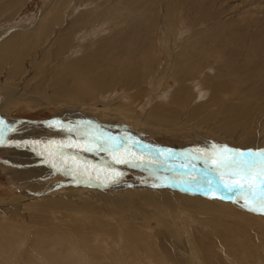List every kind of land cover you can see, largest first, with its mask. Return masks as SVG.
<instances>
[{
  "label": "rangeland",
  "instance_id": "rangeland-1",
  "mask_svg": "<svg viewBox=\"0 0 264 264\" xmlns=\"http://www.w3.org/2000/svg\"><path fill=\"white\" fill-rule=\"evenodd\" d=\"M56 1L60 2L56 3ZM109 1L111 3L112 1L114 2L112 3L114 7L112 5H106L107 3L103 0L98 3L102 7L101 9L97 7L98 9L92 10L97 12L96 16L103 18L109 14L108 12L110 10V14H112V10L115 9L114 14L117 15L118 13L119 17L123 18V23L120 26L122 30L119 27L121 33L116 29L117 25L110 21L104 22L103 24L100 23L99 25L96 24L95 28L87 27L85 29L87 33H84L83 37L85 38L81 45L84 47L83 49L87 48H85L86 45L92 49H89V51L86 50V53L81 52L80 54L79 51H76L71 54L74 57H71L68 53L58 57H71L70 60H75L77 65L74 71H79L80 75L74 77L73 74H70V78L74 77V81L69 80V84L62 90L59 87L53 89L47 88L46 94L53 96L56 102H67L68 104L77 102L86 106L94 105L95 109L101 113L110 112L109 116L104 117L106 122L117 121L116 123L118 124L122 123L127 125L129 119L137 120L146 114L149 116V114H153L152 111H169L171 115H175V113L177 115V110H179L178 117L180 122H166L161 120L154 122L150 117L148 123L144 124L143 129L140 130L131 129L125 125H122L120 129H116L115 133L111 130L112 128L110 126L104 129L94 128L100 129L101 131H99L100 134H98L99 138L97 140H101L102 142L104 139V142L107 141L103 136L110 138V141L111 138L115 139L114 143L107 141V143L100 144L105 149H109L111 145L110 150L104 151L99 150L97 144L95 145L96 141L94 142L92 138L89 141L76 140L74 142H65L61 138L53 137L34 139L31 135L25 137L22 141L16 140L14 136L10 138L5 137L7 143L0 145V147L7 146L6 149H8H0V253L2 252L0 254V264H33L35 259L38 261L35 260L34 264H70L68 255H74L76 257L78 260L76 262L78 263L75 262L74 264H264V212L253 211L251 207H246L244 200L241 198L242 194L228 193L223 197L216 194L211 197L208 192L210 187L202 188L206 193L204 191H196L193 187V189L190 188L191 186L187 187L190 183L194 186L198 185L195 178L197 171L201 174L197 177L200 180L204 181V177L221 179L216 174L213 165L206 162L203 158L204 154L213 151L214 147H226L240 152H257L258 148H256V144L258 143L259 145L262 144L261 146L263 147L260 151H264V0H169L168 6H170L166 8L167 10L164 8L165 6H161V3L164 2L166 4L167 0ZM78 2L79 0H77V3L76 0H0V45L10 35H18L14 41L13 49H19L18 51L21 54L16 58L19 59L21 56L29 57L32 50L29 47V55H26L24 52L27 51V40L25 36L19 34L24 32L22 29H29L30 32H33L31 31L33 29H38V20L44 14L49 18L53 16L57 17V15L58 18H64V12L66 15V11L68 10L75 11L81 9L79 12L83 15L92 12L87 0H82L79 4ZM131 2L134 7L131 5ZM54 3L57 6L55 5L54 7ZM196 3L198 6L196 5L195 7ZM177 5L179 6L177 7ZM168 10H171V12ZM56 11H58L57 15L55 14ZM201 17L204 19H201ZM196 20H200L202 23H198ZM210 20L211 22L209 23ZM208 23L209 25H207ZM174 25L175 27H173ZM174 28L175 30H173ZM209 30L213 35L209 34L211 33ZM29 31L27 30L26 32ZM213 32L216 33L214 34ZM116 36L119 37L116 39ZM172 37L174 38L173 41ZM203 37L205 43L201 39ZM55 38L53 39L54 41ZM92 38H95V41L93 39L87 43V40ZM101 38H108V43L114 42L111 47H114L116 44L118 46L117 50H121V53L114 50V52L111 50L108 53H106L107 51H103L99 56L101 57L103 55V58L106 57L108 59L105 60L106 62L104 60L101 62L97 58L94 60L95 62L92 61L91 55H95L93 53L95 50L94 47L96 46L95 48L97 49V44H99L98 42H100ZM211 39L215 41L213 42ZM181 40L184 41L183 44ZM96 41L98 42L96 43ZM55 42H53V45L51 44V47L54 46ZM58 42L60 43L59 39ZM108 43L107 45H110ZM198 43L199 45L197 46ZM216 44L219 49L217 46L213 47ZM240 45H244L241 47L242 51L238 48ZM49 46L47 45L46 49H49ZM0 47V53L5 54L6 49L2 45ZM172 47L176 48L174 49ZM220 47L224 49L222 50ZM109 48L106 50H110ZM243 48L244 51L251 53L248 56V60L247 55L242 53ZM177 49L179 51L174 52ZM201 49L205 50L203 51ZM255 49L257 53L254 51ZM41 50L44 51V48L41 47ZM238 51H241V53L238 54ZM179 52H181V56L179 57L181 59L176 62L175 57H177L176 55ZM116 53L121 55V57L118 54V57L114 55ZM140 53L144 55H140ZM194 54L195 56L193 57ZM197 54H200L201 57L197 58ZM56 55L54 54L55 57ZM214 55H218V57L216 56L214 58ZM229 55H232L235 60L240 55V58L238 57L240 60H236L238 62L235 67L232 65ZM148 57L149 59L147 60ZM137 58L139 59L138 62ZM201 58L206 61H201ZM212 58L213 60L215 59L216 63ZM191 59L192 63H190ZM12 60L13 63L10 66L15 65L18 61H14V58ZM156 60L161 61L156 62ZM83 61H87L88 65L85 64L86 66H83ZM88 61L97 64V66H91ZM113 61V65L115 63H117L116 65L119 64L123 72H125L123 68L126 66L125 70H127L128 65L131 64V66L135 67V72L137 71L138 73H134L133 79L127 80L126 84L122 80L116 81L114 80L115 73H111L112 70H110L112 66L110 62L112 63ZM140 61H142V66H140ZM59 62L66 64L62 60H59ZM186 63H194L193 66H188L190 71L185 66L188 65ZM246 63L249 64L248 67H246ZM150 64H154V66ZM105 65L108 66L106 67ZM163 65L167 69L165 67L163 68ZM194 65L198 67L196 66L195 68ZM101 66H105L107 70L105 73L106 76L104 75V77L108 81L101 80V77V81L98 80L100 84H96L95 86H103L100 88V91L105 90L103 93L111 92L115 86H117L118 91L109 96L107 94L102 95L99 91L100 95L98 96L97 94L99 98L96 96V100L94 98L90 99L88 95L90 91L87 89V83H85L88 80L87 69H89V72L90 70L91 72L95 71L96 74L94 72H90V74L96 75L95 77L97 79L100 76L97 77V73ZM182 66L184 69L181 68ZM209 66L214 69L213 71L216 74H214L215 72ZM26 67L27 69L29 68L28 65ZM239 67L241 68V72ZM161 68L165 71L163 69L160 71ZM179 68H181L182 72L181 70H179L180 72L178 71ZM138 69L142 73H139L140 71ZM6 70L7 65L3 62L2 70H0V85H3L7 81ZM173 71L174 73H172ZM205 71H207V74L204 73ZM179 73H182L181 76ZM183 73L186 74L184 75ZM191 73L196 76H193ZM189 74L191 75L189 76ZM94 75L91 76L93 77ZM148 75L154 78L151 77L150 79ZM182 75L186 78H183L184 76ZM202 75L203 77H200ZM139 77L142 78L140 79ZM228 79L229 81H227ZM193 80L198 81L205 89L200 87V90H203L202 92L195 91ZM121 81L124 84L120 83ZM112 82L117 85L109 86V84H113ZM182 84L189 88L182 87L181 90ZM186 84L189 86H186ZM74 86L78 87L80 95H72L69 93V90ZM216 86H219V88L216 89ZM104 87L108 89H103ZM121 87H125L126 89L123 88L124 90H122ZM140 88L142 89L140 90ZM151 89L152 93L154 92L153 94L150 91ZM23 94L24 90H21L19 85L14 84L12 87L8 86L3 92L0 91V105L4 107H2L4 113L2 112L0 114L6 116L14 123L24 121L31 123L34 121H37L34 123L49 122L59 118L56 106L51 108L40 107L37 111L32 110V107L28 106L26 102L31 97H25ZM140 94H143L142 97ZM168 94L171 97L176 95L178 101L175 103L173 101L174 104L172 102L171 104H165L162 97L166 95L170 99L171 97ZM145 95L146 97L147 95L149 96L146 98ZM150 95L153 97H150ZM229 97L232 98L229 99ZM212 98L216 99L217 102L212 103ZM38 99L47 102V100L41 97ZM226 99L229 100L227 101ZM145 102H149L150 104L147 105L148 103L146 104ZM33 104H37V102ZM224 105H230L231 108L241 113L240 118L233 122L234 128L238 130L235 133L232 132L233 135L230 133L225 136L220 130ZM176 107L178 108L176 109ZM184 110L186 112H183ZM246 111L247 115H251L250 117L246 116ZM128 116H131V118H127ZM187 118L193 120L189 125L188 123L184 124L185 122H182L183 119ZM19 126L21 128L25 127L18 125V127L12 126L11 129L18 130L20 129ZM166 129L169 131H166ZM239 131H243V134L241 132L239 133ZM6 133L4 130V134ZM66 133L72 136L67 131ZM83 133L82 135L88 134ZM242 138L244 139L243 141ZM225 140L241 141L243 143L236 148L226 143ZM18 145L24 146L23 148L25 150H21ZM88 148L96 150L88 151L86 150ZM157 156L161 158L158 159ZM117 159L127 160L129 162L118 163ZM159 161L167 165L165 163L166 161L171 165L157 166L156 164H160ZM54 164L56 165L55 167L53 166ZM185 165L190 166L192 172H194L188 181H181L183 178H173L172 175L166 172L167 170H171V166H173L174 169L172 170L174 174L176 173L178 177H184L185 174H177L175 171L177 169L174 166L180 168V166ZM147 169L149 170L147 171ZM182 171L181 169L180 172L182 173ZM196 187L198 188V186ZM58 191H63V194ZM57 192L59 193L58 195ZM44 195H48V197ZM79 195L88 198L89 206L87 204L86 210L78 208V205L81 206L82 204L80 198H78ZM60 199L64 201L63 205L66 207L61 205L58 207L55 204V201ZM185 199L191 201L185 202ZM73 200L74 202L75 200L77 201L74 203ZM50 201L52 202L50 203ZM92 201L95 204L92 205ZM234 211L243 215L245 218L241 219L242 217L231 215ZM104 213L106 214L104 215ZM227 223V226L230 228L226 226ZM20 226L23 230H20L22 229ZM57 226L58 228H56ZM2 229H4V232L1 231ZM12 231L18 234L13 235ZM57 237L61 238L59 245L55 241ZM17 240L18 242H16ZM69 240L76 243L70 244ZM20 241L24 243H20L22 246L19 244ZM127 246L135 247L137 252L125 250L124 247ZM32 250L35 251L33 252ZM28 251H30V254ZM38 253L41 257H39ZM9 254L12 256L10 257Z\"/></svg>",
  "mask_w": 264,
  "mask_h": 264
},
{
  "label": "bare ground",
  "instance_id": "bare-ground-1",
  "mask_svg": "<svg viewBox=\"0 0 264 264\" xmlns=\"http://www.w3.org/2000/svg\"><path fill=\"white\" fill-rule=\"evenodd\" d=\"M54 1V0H53ZM65 1V0H64ZM68 1V0H67ZM80 1H82V0H79V2ZM85 1V0H84ZM101 1H103V0H87V2H88V5H89V8L92 10V9H95L96 10V8L98 7L99 9H101L102 7H100L99 5H98V3L99 2H101ZM162 1H164V0H162ZM166 1V0H165ZM180 1V0H179ZM178 1V2H179ZM192 1V0H191ZM51 2V1H50ZM57 2H60V1H56V3ZM75 2V1H74ZM79 2H78V4H79ZM105 2L107 3L106 5H112V3H114L113 1H112V3L109 1V0H105ZM132 2H133V0H132ZM131 2V5L133 4ZM183 2V1H182ZM246 2V1H245ZM63 3V2H62ZM62 3L60 4V8H61V5H62ZM71 3V2H70ZM76 3H77V0H76ZM85 3V2H84ZM103 3V2H102ZM49 4V3H48ZM68 4V3H67ZM74 4V3H73ZM158 4H159V2H158ZM168 4H169V0H167V3L166 4H164V2L163 3H161V6L163 5V6H165L164 8L166 9V8H168L169 6H168ZM50 5H52V4H50ZM55 3L53 4V6L55 7ZM87 5V6H88ZM102 5V4H101ZM196 5H197V3L195 4V7H196ZM52 6V7H53ZM57 6V5H56ZM84 6H86V5H84ZM103 6V5H102ZM113 6V5H112ZM133 6V5H132ZM179 5H177V7H178ZM198 6V5H197ZM51 7V6H50ZM70 7V6H69ZM114 7V6H113ZM130 7V6H129ZM134 7V6H133ZM173 7V6H172ZM195 7H193V8H195ZM208 7V6H207ZM66 8V7H65ZM97 8V9H98ZM162 8V7H161ZM173 8H175V7H173ZM200 8H201V4H200ZM56 9V8H55ZM68 9V8H67ZM66 9V10H67ZM107 9V8H106ZM123 9V8H122ZM169 9H171V8H169ZM189 9V8H188ZM190 9H191V7H190ZM60 10V9H59ZM81 10V9H80ZM80 10H75V11H66V15H65V12H64V18H58V15H57V13H58V11H56V15H57V17H55V16H53V17H51V18H49V17H47V16H45V14L44 15H42L41 17V19H40V22H39V26H38V29H33V30H31V31H33V32H30L29 31V29H27L29 32H26L27 30H24V29H22L24 32L23 33H19L20 35H22V36H25V38H26V40H27V46H26V48H27V51H24L25 52V54L26 55H29V53L30 52H28V49H29V47H30V49L32 50L31 51V53H30V55H29V57H24V56H21V57H19V59H17L16 57L19 55V54H21L18 50H17V48L16 49H13V44H14V41L17 39V36L18 35H10V37L8 38V39H5V41L3 40V43H1V45H2V47L3 48H5L6 49V53L5 54H2V53H0V70H2V64H3V62H5L6 63V65H7V81L3 84V85H0V91H4L8 86H10V87H12V85L14 84V85H19L20 87H21V90H24V96L25 97H31V98H29V99H27V103H28V106H30V107H32V110H39V108L40 107H49V108H51V107H53V106H56V110H57V115L59 116V118H57V120L55 119L54 121L53 120H51V121H49V122H38V123H34V122H37V121H34L33 123H31V122H28V121H24V122H17V123H14L13 121H11V120H9L6 116H4V115H1L0 114V121H4V124H5V128H4V130L7 132L6 134H4V136L5 137H7V138H10L11 136H14V137H16L15 139L16 140H18V141H22V140H24L25 139V137H28L29 135H31V136H33L34 137V139H41V138H44V137H53V138H61L62 140H64L65 142H74V141H89L90 140V138H92L93 139V141L95 142L96 141V143H95V145L97 144V145H100V144H103V143H105L104 142V139H103V141L101 142V140H97L98 138H99V136H98V134H100L99 133V131H100V129H94V128H105V127H108V126H110V128H112L111 130H113V132L115 133L116 131V129H120L121 127H122V125H125V126H129L131 129L132 128H134V129H138V130H140V129H143V125L144 124H146V123H148V119L151 117L152 118V121H154V122H156V121H159V120H161V121H172V122H180V119H179V117H178V111L179 110H177V115H176V113H175V115H171L170 113H169V111H164V112H158V111H152L153 112V114H149V116H148V114H146V115H144V116H142V117H139L137 120H132V119H129V123L126 125V124H118V123H116L115 121L114 122H112V121H108V122H106L105 121V119H104V117L105 116H109V114H110V112H105V113H101V112H99V110H96L95 109V107H94V105H91V106H86V105H83V104H80V103H77V102H73L72 104H68L67 102H56L55 100H54V98H53V96H51V95H47L46 94V89L47 88H49V89H53V88H56V87H59L61 90L62 89H64L69 83H68V81L69 80H73L74 81V77H78L79 75H80V72L79 71H74V68L76 67V65H77V62L75 63V60H70L71 59V57H74V56H72L71 54H73V53H75L76 51L78 52L79 51V54L81 53V52H85L86 50H88L89 51V47L86 45V42H85V48L86 49H83L84 47L81 45V44H83V40H84V38L85 37H83V35H84V33H87L86 32V28L88 27V28H95V26H96V24H103L104 22H108V21H110V22H114L117 26H116V29L119 31V27L121 26V24L123 23V18L122 17H119V15H118V13H117V15L116 14H114L115 13V9L114 10H112L113 11V13L112 14H110L111 13V10L108 12L109 14L107 15V16H105V17H98V16H96V11H93L92 10V12L91 13H89V14H82V13H80L79 11ZM88 10V9H87ZM105 10V9H104ZM120 10V9H119ZM167 10V9H166ZM61 11V10H60ZM158 11V10H157ZM169 12H171V10H168ZM183 11V10H182ZM189 11H191V10H189ZM189 11H188V13H189ZM208 11V10H207ZM105 12V11H104ZM119 12V11H118ZM136 12V11H135ZM159 12V11H158ZM162 12V11H161ZM201 12V11H200ZM47 13H48V11H47ZM46 13V14H47ZM51 13V12H50ZM119 13H121V12H119ZM168 13V12H167ZM241 13V12H240ZM61 14V13H60ZM127 14H130V13H127ZM153 14V13H152ZM151 14V15H152ZM159 14V13H158ZM161 14V13H160ZM165 14V13H164ZM170 14V13H169ZM208 14V13H207ZM226 14V13H225ZM105 15V14H104ZM109 15H110V17H109ZM215 15H217V14H215ZM123 16V15H122ZM131 16V15H130ZM155 16H156V13H155ZM10 17V16H9ZM161 17V16H160ZM163 17V16H162ZM209 17H210V15H209ZM216 17V16H215ZM129 18V17H128ZM156 18H157V16H156ZM159 18V17H158ZM183 18V17H182ZM207 18V17H206ZM213 18V17H212ZM219 18V17H218ZM125 19V18H124ZM165 19V18H164ZM170 19H173V18H170ZM201 19H204L203 17H201ZM208 19V18H207ZM216 19V18H215ZM157 20V19H156ZM162 20V19H161ZM185 20V19H184ZM214 20V19H213ZM159 21V20H158ZM170 21V20H169ZM173 21V20H172ZM176 21V20H175ZM181 21V20H180ZM198 23L200 22V20L198 21V20H196ZM204 21H206V20H204ZM203 21V22H204ZM15 22V21H14ZM127 22V21H126ZM130 22V21H129ZM159 22H161V21H159ZM177 22V21H176ZM211 22V20L209 21V23ZM220 22V21H219ZM222 22H223V19H222ZM226 22V21H225ZM254 22V21H253ZM167 23V22H166ZM183 23V22H182ZM197 23V24H198ZM200 23H202V22H200ZM207 23V22H206ZM209 23L207 24V25H209ZM221 23V22H220ZM224 23V22H223ZM262 23V22H261ZM160 24V23H159ZM174 24V23H173ZM172 24V25H173ZM217 24V23H216ZM38 25V24H37ZM170 25V24H169ZM168 25V26H169ZM176 25V24H175ZM175 25L173 26V27H175ZM194 25V24H193ZM202 25V24H201ZM211 25V24H210ZM218 25V24H217ZM254 26H255V24H253ZM136 26H138V25H136ZM140 26V25H139ZM222 26V25H221ZM160 27V26H159ZM218 27H219V25H218ZM261 27V26H260ZM121 28V27H120ZM187 28V27H186ZM223 28V27H222ZM225 28H227V26H225ZM152 29V28H151ZM159 29V28H158ZM169 29H170V27H169ZM168 29V30H169ZM171 29H172V27H171ZM180 29V28H179ZM202 29V28H201ZM94 30H96V29H94ZM121 30H122V28H121ZM125 30H128V29H125ZM131 30V29H130ZM132 30H134V29H132ZM153 30V29H152ZM173 30H175V28L173 29ZM178 30V29H177ZM195 30V29H194ZM211 30V29H210ZM209 30V32H211ZM216 30V29H215ZM214 30V31H215ZM221 30V29H220ZM223 30H225V29H223ZM222 30V31H223ZM124 31V30H123ZM159 31H160V29H159ZM196 31V30H195ZM221 31V32H222ZM93 32V31H92ZM117 32V31H116ZM120 32V31H119ZM124 32H126V31H124ZM172 32V31H171ZM191 32V31H190ZM208 32V33H209ZM217 32V31H216ZM216 32H213L214 34L216 33ZM121 33V32H120ZM123 33V32H122ZM174 33H175V31H174ZM225 33H226V31H225ZM16 34V33H15ZM80 34V36L78 37V35ZM118 34V33H117ZM190 34H192V33H190ZM197 34H199V33H197ZM209 34H212V32L211 33H209ZM126 35V34H125ZM176 35H177V32H176ZM213 35V34H212ZM219 35H220V33H219ZM223 35H224V33H223ZM108 36V35H107ZM120 36V35H119ZM119 36H116V39H117V37H119ZM123 36H124V34H123ZM129 36V35H128ZM205 36V35H204ZM226 36V35H225ZM57 39H56V38ZM130 37V36H129ZM128 37V38H129ZM132 37V36H131ZM178 37V36H177ZM176 37V38H177ZM219 37V36H218ZM55 38V41L53 40ZM126 38V37H125ZM173 38V37H172ZM175 38V39H176ZM189 38V37H188ZM205 38H207V37H205ZM213 38V37H212ZM58 39H59V41H60V43L58 42ZM94 39V41H95V38H92V39H89V40H87V43L90 41V40H93ZM121 39V38H120ZM120 39H119V42H120ZM185 39V38H184ZM202 39V41L204 40V37L203 38H201ZM214 39V38H213ZM213 39H211V40H213ZM222 39V38H221ZM114 40V39H113ZM126 40V39H125ZM134 40V39H133ZM174 40V38L172 39V41ZM178 40V39H177ZM180 40V39H179ZM208 40V39H207ZM217 40H218V38H217ZM112 41V40H111ZM123 41V40H122ZM130 41H132V40H130ZM182 41V40H181ZM180 41V42H181ZM201 41V40H200ZM215 40H213V42H214ZM53 42H55V44H54V46H52L51 47V44L53 45ZM93 42V41H92ZM91 42V43H92ZM98 41H96V43H97ZM109 42H110V40H109ZM117 42V41H116ZM115 42V43H116ZM199 42V41H198ZM99 44H97V49L94 47V49L96 50V52H95V50H94V54L95 55H91V57H92V61H94V60H96V58L97 59H99V60H101V62H103V60L105 61V60H108L106 57V59L105 58H103V55L100 57L99 56V54L102 52L103 53V51H107L106 53H108V51H116V52H120L121 53V48L119 49L120 51H118L117 50V45H116V47H115V45H114V47H111V45L114 43H112V42H110V43H108V38L106 39V38H101V40H100V42H98ZM107 43L108 44H110V45H107ZM124 43V42H123ZM131 43V42H130ZM142 43V42H141ZM184 43V41H182V44ZM188 43V42H187ZM192 43V42H191ZM195 43V42H194ZM204 43H205V40H204ZM122 44V43H121ZM143 44V43H142ZM172 44V43H171ZM201 44V43H200ZM214 44V43H213ZM212 44V45H213ZM219 44H220V42H219ZM218 44V45H219ZM230 44V43H229ZM228 44V45H229ZM0 45V46H1ZM47 45H50L49 46V49L47 48L46 49V46ZM94 45V44H93ZM128 45V44H127ZM181 45V44H180ZM192 45V44H191ZM199 45V43L197 44V46ZM206 45V44H205ZM211 45V46H212ZM92 46V45H91ZM129 46V45H128ZM158 46V45H157ZM171 46H173V45H171ZM187 46V45H186ZM217 46V44L215 45V46H213V47H216ZM244 46V45H243ZM243 46H241L240 45V47H238L239 48V50H241L242 51V49H241V47H243ZM41 47H43L44 48V51H42L41 50ZM109 47H111V48H109ZM177 47V46H176ZM175 47V48H176ZM192 47V46H191ZM194 47H196V46H194ZM193 47V48H194ZM107 48H109L110 50H106ZM157 48V47H156ZM172 48H174V47H172ZM174 48V49H175ZM183 48H184V45H183ZM187 48V47H186ZM197 48V47H196ZM205 48V47H204ZM208 48V47H207ZM206 48V49H207ZM217 48H218V46H217ZM221 48V47H220ZM237 48V47H236ZM235 48V49H236ZM249 48H251V47H249ZM255 48V47H254ZM0 49H1V47H0ZM92 49V48H91ZM90 49V50H91ZM147 49V48H146ZM179 49H181V48H179ZM189 49H191V48H189ZM188 49V50H189ZM215 49V48H214ZM219 49V48H218ZM222 50L224 49V48H221ZM220 49V50H221ZM228 49H229V47H228ZM4 50V49H3ZM24 50H26V49H24ZM163 50V49H162ZM200 50V49H199ZM201 50H203V49H201ZM205 50V49H204ZM203 50V51H204ZM227 50V49H226ZM250 50V49H249ZM113 51V52H114ZM165 51H167V50H165ZM175 51H179L178 49L177 50H174V52ZM190 51V50H189ZM188 51V52H189ZM203 51H200V52H203ZM208 51V50H207ZM228 51V50H227ZM241 51L239 52H237L238 54H240L241 53ZM254 51H256V53H257V50L255 49ZM91 52V51H90ZM135 52V51H134ZM163 52V51H162ZM168 52V51H167ZM182 52V51H181ZM181 52H179V54L177 53V57H175L176 58V62H177V60H179V59H181V58H179L180 56H181ZM184 52H185V50H184ZM187 52V53H188ZM210 52V51H209ZM212 52H214V51H212ZM219 52V51H218ZM234 52V51H233ZM68 53V55L70 54L71 55V57H69V56H67V57H69V58H66V57H62V58H58L59 56H64V54H67ZM86 53V52H85ZM110 53V52H109ZM147 53V52H146ZM161 53V52H160ZM165 53V52H164ZM163 53V54H164ZM193 53V52H192ZM197 53H198V50H197ZM205 53V52H204ZM214 53H216V52H214ZM214 53H212V54H214ZM220 53H222V52H220ZM224 53H225V50H224ZM224 53H222V54H224ZM242 53H244L245 55H247L246 57H247V60H248V56H250L249 54H251V53H249L248 51H244V48H243V52ZM54 54H57L56 55V57L54 56ZM78 54V55H79ZM97 54V55H96ZM105 54V53H104ZM117 54L118 53H116V54H114V55H116L117 56ZM124 54H125V52H124ZM124 54H122V55H124ZM141 54H143V53H140V55ZM163 54H162V57H163ZM167 54V53H166ZM169 54V53H168ZM195 54H196V52H195ZM195 54L193 55V57L195 56ZM203 54V53H202ZM208 54V53H207ZM218 54V53H217ZM232 54V53H231ZM110 55V54H109ZM108 55V56H109ZM119 55V54H118ZM126 55H128V54H126ZM125 55V56H126ZM144 55V54H143ZM172 55V54H171ZM188 55H189V53H188ZM198 55V54H197ZM200 55V54H199ZM198 55V57L197 58H200L201 57V55L199 56ZM206 55V54H205ZM245 55H243V56H245ZM120 57H121V55H119ZM124 56V57H125ZM137 56V55H136ZM147 56V55H146ZM157 56V55H156ZM169 56V55H168ZM192 56V55H191ZM203 56V55H202ZM218 57V55H214V58L215 57ZM225 56V55H224ZM223 56V57H224ZM230 56V59H231V61H232V65L235 67L236 66V64H237V62H236V60H240V59H238V57L240 56V55H238V57H237V59L235 60V58L232 56V55H229ZM236 56H237V54H236ZM243 56H242V58H243ZM255 56H257L256 54H255ZM90 57V58H91ZM118 57V56H117ZM128 57H130V56H128ZM140 57H142V56H140ZM150 57V56H149ZM149 57L147 58V60L149 59ZM154 57H155V55H154ZM192 57V58H193ZM213 57V56H212ZM258 57V56H257ZM260 57V56H259ZM14 58V61H17L16 62V64L15 65H13V66H10V65H12V63H13V59ZM103 58V59H102ZM116 58V57H115ZM144 58H145V56H144ZM143 58V59H144ZM153 58V57H152ZM160 58H161V56H160ZM170 58H171V56H170ZM170 58H169V60H170ZM175 58H174V56H173V59L175 60ZM183 58V57H182ZM185 58V57H184ZM187 58V57H186ZM203 59H204V57H202ZM202 58H201V61H204V60H202ZM240 58V57H239ZM241 58V59H242ZM251 58H253V57H251ZM62 60L63 62L65 61V63L66 64H62L61 62H59V60ZM112 59V58H111ZM130 59V58H129ZM133 59V58H132ZM131 59V60H132ZM138 59V58H137ZM154 59V58H153ZM157 59H158V57H157ZM217 59H219V58H217ZM222 59V58H221ZM220 59V60H221ZM225 59V58H224ZM250 59V58H249ZM260 59V58H259ZM87 60V59H86ZM121 60V59H120ZM124 60V59H123ZM135 60H136V57H135ZM172 60V59H171ZM184 60V59H183ZM189 60V59H188ZM212 60H213V58H212ZM252 60H254V59H252ZM71 61V62H70ZM74 61V62H73ZM110 61V60H109ZM119 61V60H118ZM129 61V60H128ZM133 61V60H132ZM139 61V59L137 60V62ZM150 62H151V60H149ZM161 61V60H160ZM160 61H157L156 60V62H160ZM200 61V60H199ZM206 61V60H205ZM204 61V62H205ZM209 61V60H208ZM213 61H215V59L213 60ZM228 61V60H227ZM255 61V60H254ZM89 62V61H88ZM95 62V61H94ZM106 62V61H105ZM115 62H117L116 60H115ZM141 62L142 61H140V66H142L141 65ZM146 62V61H145ZM169 62V61H168ZM186 62V61H185ZM194 62H195V60H194ZM210 62H211V60H210ZM230 62V61H229ZM252 62V61H251ZM90 63V65L92 66V65H96L97 66V64H93L92 62H89ZM92 63V64H91ZM113 63H114V61L111 63L110 62V64H112V66L110 67V70H112V72L111 73H115L114 75V80H116V81H119V80H122V81H125V84L127 83V80H129V79H133V76H134V73H138L137 71L135 72V67L134 66H131V64H127L128 65V68H127V70H125L126 68V66L123 68L124 69V71L125 72H123V70H122V67L120 66L119 67V64L118 65H116L117 63H115V65H113ZM120 63V62H119ZM149 63V62H148ZM166 63H167V61H166ZM190 63H192V59H191V62ZM190 63H186V64H188V65H185L186 67H187V69L189 70V65L191 66H193V64H190ZM198 64H200L199 62H197ZM212 63H214V62H212ZM215 63H216V61H215ZM228 63V62H227ZM226 63V64H227ZM83 66H86L85 64H87V61H83ZM105 64V63H104ZM109 64V65H110ZM134 64V63H133ZM132 64V65H133ZM146 64V63H145ZM157 64H159V63H157ZM165 64V63H164ZM168 64V63H167ZM195 64H196V62H195ZM208 64V63H207ZM225 64V65H226ZM5 65V64H4ZM26 65H28V69H27V67H26ZM88 65V64H87ZM124 65H125V63H124ZM135 65H136V63H135ZM144 65V64H143ZM151 65V64H150ZM161 65V64H160ZM170 65V64H169ZM174 65V64H173ZM201 65V64H200ZM205 65V64H204ZM209 65V64H208ZM224 65V66H225ZM90 66V68L92 69V67ZM106 66V65H105ZM105 66H101V68H99V72L97 73V79H96V75H94V74H90V72H91V70H90V72H89V69H87L88 71H87V73H88V80L85 82V83H87L86 85H87V89L90 91V93H88V95H89V97H90V99H95L96 100V96H97V94H98V96L100 95V92H101V94L103 95V94H107L108 96L110 95V94H114V93H117V91H118V89H117V86H115V85H117V84H114L113 82V84H109V86L110 85H113V86H115L114 88H112L113 90L111 91V92H106V93H103V92H105V90L103 91H100V88L101 87H103V86H95L96 84H100V81L101 80H103V81H105V80H107L108 81V79H105V77H104V75L106 76V68H105ZM108 66V65H107ZM106 66V67H107ZM149 66V65H148ZM151 66H154V64H152ZM167 66V65H166ZM197 66V65H196ZM196 66L194 65V67L196 68ZM203 66V65H202ZM223 66V67H224ZM227 66V65H226ZM225 66V67H226ZM249 66V64H247L246 63V67H248ZM103 67V68H102ZM118 67H119V69L121 70V72H120V70L118 69ZM144 67V66H143ZM156 67V66H155ZM159 66L157 65V68H158ZM163 68L165 67L164 65L162 66ZM176 67V66H175ZM178 67V66H177ZM180 67V66H179ZM193 67V68H194ZM198 67V66H197ZM210 67V66H209ZM230 67V66H229ZM142 68V67H141ZM163 68H161L160 69V71L163 69ZM166 68V67H165ZM181 68H183V66L181 67ZM181 68H179L178 69V71L179 70H181ZM192 68V67H191ZM194 68V69H195ZM211 68V67H210ZM213 68H215V67H213ZM233 68V67H232ZM108 69V68H107ZM136 69H137V66H136ZM144 69H145V67H144ZM143 69V70H144ZM152 69V68H151ZM159 69V68H158ZM167 69V68H166ZM176 69V68H175ZM174 69V71H176ZM184 69V68H183ZM186 69V70H187ZM212 69V68H211ZM218 69V68H217ZM220 70H221V68H219ZM239 69H240V72H241V68L239 67ZM239 69H236V70H239ZM139 70V69H138ZM150 70V69H149ZM164 70V69H163ZM206 70H208V69H206ZM214 69H212V71H213ZM231 70V69H230ZM234 70V69H233ZM244 70V69H243ZM246 70V69H245ZM118 73H117V72ZM140 72L139 73H142L141 72V70H139ZM156 71H157V69H156ZM165 71V70H164ZM174 71L172 72V73H174ZM190 71V70H189ZM195 71V70H194ZM194 71H193V73H194ZM211 71V72H212ZM232 71V70H231ZM95 73L96 74V72L95 71H92L91 73ZM154 73H155V71H153ZM170 72V71H169ZM180 72V71H179ZM181 72H182V70H181ZM207 71H205L204 73H206ZM213 72H215V71H213ZM218 72V71H217ZM235 72V71H234ZM263 72H264V70H263ZM149 73V72H148ZM171 73V74H172ZM193 73H191L192 75H193ZM201 73H203V72H201ZM203 73V74H204ZM236 73V72H235ZM238 73V72H237ZM245 73V72H244ZM70 74H73V78H70ZM135 74V75H136ZM150 74H152V73H150ZM161 74V73H160ZM163 74V73H162ZM177 74V73H176ZM180 74V73H179ZM182 74V73H181ZM181 74H180V76H181ZM184 75L186 74V73H183ZM191 74H189V76L191 75ZM195 74V73H194ZM207 74V73H206ZM212 75H213V73H211ZM214 74H216V72L214 73ZM229 74V73H228ZM91 75H94L93 77L91 76ZM139 75V74H138ZM155 75V74H154ZM159 75V74H158ZM166 75V74H165ZM173 75V74H172ZM184 75H182V76H184ZM241 75V74H240ZM245 75V74H244ZM146 76V75H145ZM149 77H150V79H151V77H153V76H150V75H148ZM186 76H188V75H186ZM193 76H196V75H193ZM199 76V75H198ZM205 76H207V75H205ZM217 76H218V74H217ZM216 76V77H217ZM243 76V75H242ZM245 76H248V75H245ZM252 76V75H251ZM102 77V78H101ZM143 77V76H142ZM141 77V78H142ZM176 77H179V76H176ZM175 77V78H176ZM200 77H203V75L202 76H200ZM239 77V76H238ZM237 77V79H239ZM100 78H101V80H100ZM137 78H138V76H137ZM140 78V77H139ZM140 78V79H141ZM154 78V77H153ZM157 78V77H156ZM161 78V77H160ZM171 78V77H170ZM174 78V79H175ZM183 78H186L185 76L183 77ZM221 78V77H220ZM240 78H242V77H240ZM139 79V80H140ZM192 79V78H191ZM208 79V78H207ZM207 79H205V80H207ZM211 79V78H210ZM236 79V80H237ZM98 80H100L99 82H98ZM136 80V79H135ZM138 80V79H137ZM148 80V79H147ZM155 80V79H154ZM158 80H160V79H158ZM196 80V79H195ZM199 80H200V78H199ZM212 80H213V78H212ZM231 81H232V79H230ZM235 80V79H234ZM112 81V80H111ZM120 82V83H122V84H124L123 82ZM143 81V80H142ZM150 81V80H149ZM162 81V80H161ZM164 81V80H163ZM177 81V80H176ZM190 81V80H189ZM227 81H229V79L227 80ZM238 81V80H237ZM244 81V80H243ZM251 81V80H250ZM249 81V82H250ZM137 82V81H136ZM160 82V81H159ZM184 82V81H183ZM188 82V81H187ZM191 82H192V80H191ZM220 82V81H219ZM222 82V81H221ZM226 82V81H225ZM242 82V81H241ZM248 82V81H247ZM118 83V82H117ZM137 83H140L139 81L137 82ZM144 83H145V81H144ZM156 83H158V82H156ZM162 83V82H161ZM164 83V82H163ZM167 83V82H166ZM181 83V82H180ZM184 83H186V82H184ZM193 83H194V86H195V91H201L200 89V87H202L201 86V84L198 82V81H194L193 80ZM142 84V83H141ZM148 84V83H147ZM153 84V83H152ZM208 84V83H207ZM213 84V83H212ZM212 84H211V87H212ZM75 85V84H74ZM159 85V84H158ZM163 85V84H162ZM220 85H223V84H220ZM225 85H226V83H225ZM94 86H95V88H94ZM105 86H107V85H105ZM122 86V85H121ZM157 86V85H156ZM161 86V85H160ZM186 86H189V85H187L186 84ZM210 86V85H209ZM182 87L184 88L185 86H183V84H182V86H181V90H182ZM210 87V88H211ZM229 87V86H228ZM231 87V86H230ZM17 88V87H16ZM93 88H94V90H93ZM122 88V87H121ZM124 89H126L125 87H123ZM122 88V90H124ZM127 88H129V87H127ZM159 88V87H158ZM157 88V89H158ZM180 88V87H179ZM186 89L187 88H189V87H185ZM190 88H191V86H190ZM219 88V86H216V89H218ZM18 89V88H17ZM103 89H108L107 87H104ZM142 88H140V90H141ZM150 89V88H149ZM166 89V88H165ZM202 89H205V88H203L202 87ZM216 89H213V90H216ZM225 89V88H224ZM130 90V89H129ZM232 90V89H231ZM19 91V90H18ZM100 91V92H99ZM139 91V90H138ZM151 91V93H152V89L150 90ZM155 91V90H154ZM203 91V90H202ZM201 91V92H202ZM207 91H208V89H207ZM22 92V91H21ZM149 92V91H148ZM181 92H184V91H181ZM224 92H226V91H224ZM19 93V92H18ZM69 93L70 94H72V95H80V93L78 92V87H76V86H74V87H72L70 90H69ZM143 93V92H142ZM154 93V92H153ZM152 93V94H153ZM182 94V93H181ZM209 94V93H208ZM234 94V93H233ZM18 95V94H17ZM124 95V94H123ZM141 95V94H140ZM139 95V96H140ZM143 95V94H142ZM142 95H141V97H142ZM169 95V94H168ZM247 95V94H246ZM97 96V97H98ZM149 95H147V97H148ZM170 96V95H169ZM217 96V95H216ZM229 96V95H228ZM18 97V96H17ZM16 97V98H17ZM43 98V99H45V100H47V102H44L43 100L41 101L40 99H38V98ZM112 97V96H111ZM140 97V98H141ZM145 97H146V95H145ZM146 97V98H147ZM150 97H153L152 95H150ZM171 97V96H170ZM227 97V96H226ZM99 98V97H98ZM224 98H225V96H224ZM230 98H232V97H229V99ZM8 99V98H7ZM19 99V98H18ZM142 99V98H141ZM140 99V100H141ZM149 100H151L150 98H148ZM171 99H173L172 101H171ZM228 99V100H229ZM162 100L164 101V103L165 104H171V102L173 103V101H174V103L175 102H177L178 101V97L176 96V95H174V97H171L170 99L168 98V96H166V95H164L163 97H162ZM210 100V99H209ZM227 100V99H226ZM227 100V101H228ZM32 101H33V103L34 102H37V104H33L32 103ZM197 101V100H196ZM199 102H200V100H198ZM149 102H151V101H149ZM149 102H145L147 105H149L150 103ZM214 102H217V100L216 99H213L212 98V103H214ZM173 103V104H174ZM194 103H196V102H194ZM191 104V103H190ZM199 104V103H198ZM145 105V104H144ZM163 105V104H162ZM17 106V105H16ZM169 106V105H168ZM193 106H194V104H193ZM192 106V107H193ZM3 106H1L0 105V113H4V111H2V109L4 108H2ZM145 107V106H144ZM149 107V106H148ZM147 107V108H148ZM163 107V106H162ZM165 107V106H164ZM210 107V106H209ZM160 108V107H159ZM166 108V107H165ZM172 108H174V107H172ZM178 107H176V109H177ZM241 109V108H240ZM252 109V108H251ZM132 110V109H131ZM141 110H142V108H141ZM163 110V109H162ZM165 110V109H164ZM169 110H171V109H169ZM186 110V109H185ZM183 111V112H186V111ZM214 110H215V108H214ZM134 112V111H133ZM251 112V111H250ZM182 113V112H181ZM191 113V112H190ZM213 113V112H212ZM112 114V113H111ZM217 114H218V112H217ZM216 114V115H217ZM220 114V113H219ZM240 112H238L237 110H235V109H233V108H231V106L230 105H224V110H222V124H220V127H221V132L222 133H224V135L225 136H227V135H229L230 133L232 134V132H236V130H237V128L235 129L234 128V126H233V122L234 121H237L239 118H240ZM244 114V113H243ZM245 114H246V116H249V115H247V111L245 112ZM249 114V113H248ZM114 115V114H113ZM122 115V114H121ZM242 116V115H241ZM251 116V115H250ZM249 116V117H250ZM114 117V116H113ZM181 117V116H180ZM184 117V116H183ZM217 117V116H216ZM110 118H112V117H110ZM110 118H108V119H110ZM127 118H131V116H128ZM192 118V117H191ZM191 118H187V119H183L182 120V122H185L184 124H186V123H188V125L191 123V121H193ZM221 118V117H220ZM245 118V117H244ZM107 119V118H106ZM111 120V119H110ZM203 120V119H202ZM250 120H251V118H250ZM254 120V119H253ZM103 121H105V122H103ZM160 121V122H161ZM243 121H244V119H243ZM246 122V121H245ZM249 122V121H248ZM209 123V122H208ZM251 123V122H250ZM235 124H237V123H235ZM239 124V123H238ZM240 124H241V122H240ZM18 125H23V126H25V127H23V128H21L20 126V129H18V130H14V131H9L8 129L9 128H11L12 126H17L18 127ZM245 125V124H244ZM248 125H250V124H248ZM177 126V125H176ZM238 126V125H237ZM241 126V125H240ZM68 127V129L66 130V128ZM153 127V126H152ZM163 128V127H162ZM242 128V127H241ZM245 128V127H244ZM109 129V128H108ZM165 129V128H164ZM171 129V128H170ZM238 129H240V128H238ZM32 130H35V131H33L32 132ZM106 130V129H105ZM110 130V129H109ZM108 130V131H109ZM110 130V131H111ZM152 130V129H151ZM66 131L69 133V134H71L72 136H69L67 133H66ZM71 133H70V132ZM95 131H97V132H95ZM104 131V130H103ZM107 131V132H108ZM146 131H147V129H146ZM166 131H169V130H167L166 129ZM238 131V130H237ZM248 132H249V130H247ZM247 131H245V132H247ZM73 132V133H72ZM75 132H77V133H75ZM83 132H85V133H88L87 135H82V134H84ZM101 132V131H100ZM241 131H239V133H240ZM243 132V131H242ZM241 132V134H243ZM97 135V136H95V135ZM105 134V133H104ZM233 135V134H232ZM231 135V136H232ZM246 135V134H245ZM247 136V135H246ZM260 136V135H259ZM32 137V138H33ZM244 137V136H243ZM101 138V137H100ZM103 138H105L107 141H109V142H111V143H114V141H115V139H113V138H111V141H110V138H106L105 136H103ZM247 138V137H246ZM245 138V139H246ZM44 139H46V138H44ZM200 139V138H199ZM244 139L242 138V141H243ZM7 141V140H6ZM117 141V140H116ZM200 141V140H199ZM13 142V141H12ZM225 142L226 143H228V144H230V145H233V146H235L236 148L237 147H239V145L241 144V143H243V142H241V141H228V140H225ZM260 142V141H259ZM202 143H205V142H202ZM262 143V142H261ZM224 145V144H223ZM257 145V147L256 148H258V150L257 151H260L261 150V148H263L261 145H259L258 143L256 144ZM226 146H227V144H226ZM7 147V146H6ZM6 147H0V149H2V150H8V149H6ZM24 146H19V148L21 149V150H25V148H23ZM193 149V148H192ZM211 150H213V149H211ZM20 152H22V151H20ZM25 152V151H24ZM162 152V151H161ZM207 152H209V151H207ZM212 152V151H211ZM193 153H195V152H193ZM201 153V152H200ZM21 154V153H20ZM165 154V153H164ZM19 155V154H18ZM104 155V154H103ZM101 156V155H100ZM105 156V155H104ZM103 156V157H104ZM166 156V155H165ZM165 156H163V157H165ZM168 156V155H167ZM102 157V156H101ZM108 157V156H107ZM113 157V156H112ZM158 157V156H157ZM162 157V158H163ZM110 158H111V156H110ZM161 157H158V159H160ZM166 158V157H165ZM112 159V158H111ZM153 159V158H152ZM155 159V158H154ZM103 160V159H102ZM110 160V159H109ZM166 160V159H165ZM104 161V160H103ZM114 161V160H113ZM112 161V162H113ZM105 162H106V160H105ZM111 162V161H110ZM160 162V161H159ZM170 162V161H169ZM150 163V162H149ZM148 163V164H149ZM164 163V162H163ZM163 163H161L160 162V164H156L157 166H168V162H166L165 161V163L167 164V165H165V164H163ZM147 164V163H146ZM155 164V163H154ZM169 165H171V164H169ZM150 166H152V165H150ZM153 167H154V165H153ZM177 170H175L176 172H177V174L178 175H184L185 174V176L184 177H178V176H176V173L174 174V171L172 170V169H174L173 168V166H171V170H165L169 175H172L173 176V178L175 177V178H183L181 181H188L189 179H190V177H191V174L192 173H194V172H192V168L190 167V166H180V168L183 170L182 171V173L180 172L181 171V169L179 168V167H176V166H174ZM149 168V167H148ZM156 168V167H155ZM146 169V168H145ZM149 169H147V171H148ZM167 174V175H168ZM198 175H201L200 173H198V171L196 172V176H195V178H196V183L198 184V185H196V186H198V188L196 187V186H193V188L196 190V191H204V189L202 190V188H207V187H210V190H208V192L210 193L209 194V196H211V197H213V196H215L216 194H220V196H224V195H226V194H228V193H232V194H241L239 191H237V190H234V191H228L227 189H225L224 187H223V182H222V179H218V178H212V177H204L205 178V180L203 181V180H200V178H197L198 177ZM156 176V175H155ZM171 177V176H170ZM194 178V179H195ZM202 178H203V176H202ZM170 179H172V178H170ZM209 181H208V180ZM61 186V185H60ZM58 187V186H57ZM62 187V186H61ZM190 188H192V187H190ZM192 188V189H193ZM207 190V189H206ZM58 192H60V193H62L63 194V191H58ZM57 192V195L59 194ZM205 193H206V191H204ZM82 193H84L83 191H82ZM31 194H33V193H31ZM37 194V193H36ZM70 195V194H69ZM45 197H48V195H44ZM63 196H65V195H63ZM73 196V195H72ZM39 197V196H38ZM76 197V196H75ZM73 198V197H72ZM78 198H80V201H81V206H79L78 205V208H81V209H87V204H88V201H87V199L88 198H86L85 196H80L79 195V197ZM59 199V198H58ZM63 199V198H62ZM74 199V198H73ZM91 199V198H90ZM221 199V198H220ZM227 199V198H226ZM231 200H233V199H231ZM77 200H75V202H76ZM79 201V200H78ZM187 201H191V200H189V199H185V202H187ZM198 201V200H197ZM52 201H50V203H51ZM73 202H74V200H73ZM72 202V203H73ZM74 202V203H75ZM98 202H100V201H98ZM243 202V201H242ZM72 203H70V204H72ZM12 204V203H11ZM55 204H57L58 205V207L61 205V206H65V205H63L64 204V201L63 200H57V201H55ZM80 204V203H79ZM93 204H95L93 201H92V205ZM88 206H89V204H88ZM98 206H100L99 204H98ZM66 207V206H65ZM94 207V206H93ZM92 207V208H93ZM229 207V206H228ZM230 208V207H229ZM94 209V208H93ZM232 209V208H231ZM22 210V209H21ZM95 210V209H94ZM100 214V213H99ZM106 213H104V215H105ZM24 215V214H23ZM231 215H235V216H238V217H242L241 219H243V218H245L243 215H240L239 213H237V212H233ZM46 217H49V216H46ZM231 217V216H230ZM54 218H56V219H58L57 217H54ZM15 219V218H14ZM53 219V218H52ZM60 220V219H59ZM235 220V219H234ZM53 221V220H52ZM57 221V220H56ZM63 221V220H62ZM20 222V221H19ZM47 222H49V221H47ZM55 222V221H54ZM54 222H53V224H54ZM234 222V221H233ZM232 222V223H233ZM38 224V223H37ZM39 224H41V223H39ZM229 224H231L230 222H229ZM1 225V224H0ZM228 225V223L226 224V226ZM234 225V224H233ZM3 226V225H2ZM39 226V225H38ZM54 226V225H53ZM52 226V227H53ZM225 226V227H226ZM232 226V225H231ZM11 227V226H10ZM19 227V226H18ZM21 227V226H20ZM49 227V226H48ZM227 227H229V226H227ZM226 227V228H227ZM13 228H15L14 226H13ZM22 228V227H21ZM54 228H55V226H54ZM53 228V229H54ZM56 228H58V226L56 227ZM116 228V227H115ZM230 228V227H229ZM7 229V228H6ZM5 229V230H6ZM12 229V228H11ZM17 229H19V228H17ZM24 229H26V228H24ZM40 229H42V228H40ZM113 229V228H112ZM20 230H23V228L22 229H20ZM45 230V229H44ZM43 230V231H44ZM116 230H117V228H116ZM1 231H3L4 232V229H2ZM18 231V230H17ZM24 231H26V230H24ZM45 231H47V230H45ZM58 231V230H57ZM56 231V232H57ZM87 231V230H86ZM6 232V231H5ZM13 232V231H12ZM62 232V231H61ZM120 232V231H119ZM20 233V232H19ZM31 233V232H30ZM13 235H17L18 233H16V232H13L12 233ZM62 234H63V232H62ZM120 234V233H119ZM5 235V234H4ZM46 235V234H45ZM31 237H33L32 235H30ZM40 236V235H39ZM122 236V235H121ZM2 237V236H1ZM6 237V236H5ZM22 237V236H21ZM20 237V238H21ZM96 237V236H95ZM98 237V236H97ZM107 237V236H106ZM10 238V237H9ZM17 238V237H16ZM30 238V237H29ZM108 238H111V237H108ZM6 239V238H5ZM13 239V238H12ZM26 239H28V238H26ZM33 239V238H32ZM60 237H57L56 238V242L58 243V245L60 244ZM29 240V239H28ZM34 240V239H33ZM39 240V239H38ZM97 240V239H96ZM120 240H122V239H120ZM8 241V240H7ZM29 241H31V240H29ZM70 241V240H69ZM99 241V240H98ZM123 241V240H122ZM16 242H18V240L16 241ZM33 242V241H32ZM38 242H40V241H38ZM65 242H66V240H65ZM78 242V241H77ZM117 242V241H116ZM129 242V241H128ZM22 244L23 242H19V244ZM76 242H74V241H70V244H75ZM80 243V242H79ZM122 243V242H121ZM17 244V243H16ZM20 244V245H21ZM24 244V243H23ZM93 244V243H92ZM94 244H96V243H94ZM98 244H99V242H98ZM97 244V245H98ZM39 245V244H38ZM96 245V246H97ZM11 246V245H10ZM22 246V245H21ZM33 246V245H32ZM36 246V245H35ZM39 246H42V245H39ZM66 246H67V242H66ZM129 246V245H128ZM124 247L125 248V250H133L135 253L137 252V249L135 248V247H132V246H130V247ZM9 247V246H8ZM12 247V246H11ZM31 247V246H30ZM37 247V246H36ZM52 247V246H51ZM35 248V247H34ZM38 248V247H37ZM31 249H33V248H31ZM97 249V248H96ZM38 250V249H37ZM90 250V249H89ZM33 251V250H32ZM35 251V250H34ZM33 251V252H34ZM39 251V250H38ZM129 251V252H130ZM29 252V254H30V251H28ZM41 252V251H40ZM126 252V251H125ZM128 252V253H129ZM2 253V252H1ZM0 253V254H1ZM24 253V252H23ZM51 253H55V252H51ZM16 254V253H15ZM5 255V254H4ZM38 255H39V257H41L40 256V254L38 253ZM38 255H37V257H38ZM2 256V255H1ZM9 256H10V254H9ZM12 256V255H11ZM10 256V257H11ZM29 256V255H28ZM28 256H26V257H28ZM47 256V255H46ZM136 256V255H135ZM4 257H6V256H4ZM38 257V258H39ZM45 258V257H44ZM29 259H30V257H29ZM43 259V258H42ZM62 259V258H61ZM2 260H4L3 258H2ZM8 260V259H7ZM10 260V259H9ZM34 260V259H33ZM36 261H38L37 259H35ZM35 260H34V262H35ZM46 260V259H45ZM68 261H69V263L70 264H74L76 261H78L77 259H76V257L74 256V255H68ZM6 262V261H5ZM34 262H33V264H34ZM40 262V261H39ZM47 262V261H46ZM48 262H49V260H48ZM53 263H55V262H53ZM76 263H78V262H76ZM46 264V263H45Z\"/></svg>",
  "mask_w": 264,
  "mask_h": 264
},
{
  "label": "snow or ice",
  "instance_id": "snow-or-ice-1",
  "mask_svg": "<svg viewBox=\"0 0 264 264\" xmlns=\"http://www.w3.org/2000/svg\"><path fill=\"white\" fill-rule=\"evenodd\" d=\"M4 128V121H0V145L7 143ZM8 130L14 131L11 128ZM97 147L104 151L110 150L111 145L109 149H105L101 145H97ZM86 150L94 151L96 149L88 148ZM203 158L213 165L216 174L221 177L225 189L230 192L239 191L246 207H251L253 211L264 212V151L240 152L226 147H214V150L205 153ZM117 162L128 163L129 161L117 159Z\"/></svg>",
  "mask_w": 264,
  "mask_h": 264
},
{
  "label": "water",
  "instance_id": "water-1",
  "mask_svg": "<svg viewBox=\"0 0 264 264\" xmlns=\"http://www.w3.org/2000/svg\"><path fill=\"white\" fill-rule=\"evenodd\" d=\"M190 186H191V187H193L194 185H193V184H191ZM190 186H189V187H190ZM181 187H182V186H181ZM218 196H220V194H219ZM222 197H223V196H222Z\"/></svg>",
  "mask_w": 264,
  "mask_h": 264
},
{
  "label": "crops",
  "instance_id": "crops-1",
  "mask_svg": "<svg viewBox=\"0 0 264 264\" xmlns=\"http://www.w3.org/2000/svg\"><path fill=\"white\" fill-rule=\"evenodd\" d=\"M40 22V20H38Z\"/></svg>",
  "mask_w": 264,
  "mask_h": 264
}]
</instances>
